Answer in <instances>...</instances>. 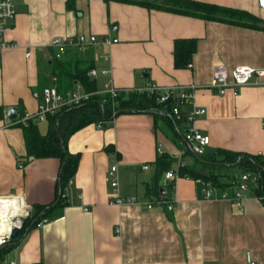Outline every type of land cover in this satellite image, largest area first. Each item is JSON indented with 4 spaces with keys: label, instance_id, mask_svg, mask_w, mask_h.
I'll return each instance as SVG.
<instances>
[{
    "label": "crops",
    "instance_id": "obj_1",
    "mask_svg": "<svg viewBox=\"0 0 264 264\" xmlns=\"http://www.w3.org/2000/svg\"><path fill=\"white\" fill-rule=\"evenodd\" d=\"M13 1L15 18L5 29V38L14 47L0 55V197L20 195L29 208L47 205L56 197L60 163L51 157L28 158L21 125L13 124L6 111L21 106L16 117L34 112L37 101L32 93L56 87L52 78L56 79L58 71L53 62L59 60L72 74L108 69V75L95 79L86 72L96 90L106 80L118 90L148 82L161 87L195 85L193 105L205 112L194 125L209 136L202 156L210 158L216 150L260 152L264 160V73L254 76L235 96L230 92L219 95L209 85L216 63L228 69L246 65L264 71V9L256 0L196 1L246 11L258 20L257 27L205 21L119 1L75 0L72 10L66 9V0ZM80 34L93 35L96 41L84 49L69 47L53 58L52 39L73 40ZM104 38L116 42L108 45ZM192 38L196 48L190 65L174 68V40ZM75 84L81 86L74 80L71 89ZM191 108L182 107L183 111ZM36 123L38 132L45 135L46 120ZM177 130L178 138H174L155 127L152 114L141 112H122L100 128L90 123L77 129L66 148L78 154V164L60 207L47 224L29 229L2 252L0 264H243L246 252L255 264H264L262 202L251 190L243 193L241 210L229 197L220 199L224 191L229 196L233 193L232 184L241 172L194 165V155L182 138V123ZM165 154L174 160L168 169L175 168L176 158L181 157L196 171L207 174L212 170L219 175L215 197L204 199L192 178L181 177L169 184L164 171L156 180L155 159ZM112 164L117 166L118 194L133 196L136 203L109 202L105 175ZM155 187L163 194L164 204L154 203L160 196ZM167 204H172L171 210Z\"/></svg>",
    "mask_w": 264,
    "mask_h": 264
},
{
    "label": "trees",
    "instance_id": "obj_2",
    "mask_svg": "<svg viewBox=\"0 0 264 264\" xmlns=\"http://www.w3.org/2000/svg\"><path fill=\"white\" fill-rule=\"evenodd\" d=\"M119 1L127 4H135L143 8L158 11H166L174 14H181L189 17H196L203 20H211L216 22H224L231 25L253 26L258 21L246 11L240 9H231L224 6H217L211 3H203L196 0H104ZM75 0H66V9H74ZM195 39H177L173 45V65L174 68H187L192 60V53L195 51ZM54 58V56H53ZM54 74L56 75V89L59 93H64L71 89L74 80H77L86 92L95 91L96 86L94 80L87 77V69L76 70L70 73L66 69V65L62 61L53 62ZM150 113L154 117L155 127L164 133L172 134L174 138H178L179 130H177L178 122H176L170 113L169 103L162 104L156 101V95L149 93L130 92L119 94L110 98L109 95L94 94L86 100L79 102L71 107L61 108L60 111L53 115H46L47 129L46 134L42 135L38 132L37 123L34 121L21 125L24 147L28 158H56L60 163L55 181V199L47 205H33L31 216L23 222V226L17 237L13 240L5 242L0 246V254L10 248L16 242L21 240L23 234L35 227L37 221L48 219L52 216V212L60 207L64 188L68 181L72 178L76 168L78 154L72 155L66 148L67 140L77 129L89 125L90 123H103L111 120L120 113ZM117 113V114H116ZM21 115V113H20ZM188 152V151H187ZM211 157L197 156L193 157L194 165L199 164L207 168L220 166L223 168H237L240 172L248 173L251 177H255V183L251 188L253 196L257 197L264 206V160L260 155H250L247 153H235L227 150H216ZM156 177L170 168L174 162L172 158L160 155L155 159ZM179 174H187L190 178L197 177L209 180L213 184L218 183V177L212 170L207 174L194 170V166L184 165L179 169ZM156 190V196L160 194V190ZM160 189V187H159Z\"/></svg>",
    "mask_w": 264,
    "mask_h": 264
},
{
    "label": "built area",
    "instance_id": "obj_3",
    "mask_svg": "<svg viewBox=\"0 0 264 264\" xmlns=\"http://www.w3.org/2000/svg\"><path fill=\"white\" fill-rule=\"evenodd\" d=\"M257 6L264 9V0H256ZM15 18V8L13 0H0V55L7 49L14 47L5 38V29L8 25L13 22ZM96 41L93 35L85 36L83 34L77 35L72 39H61L54 38L49 44L51 47L56 49L55 58L65 51V49L73 46H77L79 49H84L88 45L93 44ZM103 42L110 45L115 43L116 40L103 39ZM29 53H25V57H28ZM104 60H108L107 55L101 56ZM210 87L214 89L219 95H223L226 92H230L233 96L237 95L238 90L241 87L248 86L251 84L254 76L263 75L264 71L261 69L251 68L246 65H237L234 68L228 69L223 63H216L212 66ZM88 76L95 79L100 74L101 76L108 75V69L104 68L101 70H95L93 68L89 69L87 72ZM55 82V77L52 78ZM101 89L95 91L85 92L80 85L75 84L72 89L67 90L64 93H59L55 85L45 86L42 88L41 92H33L32 95L36 99V110L31 113H23L22 115L16 117L13 124L25 125L31 121L34 122H44L46 115H53L60 111L61 108L71 107L79 102H82L89 98V96L94 94L104 95L107 94L110 98L116 97L119 92L130 93H152L156 95V101L162 104L169 103L170 113L174 120L178 123L183 124L184 132L182 134L183 141L187 146V149L195 156H202L205 153V149L209 146V136L202 134L199 129L194 125L195 119L203 115L205 110L203 108L197 107L194 104V91L196 89L195 85H178V86H158L154 83L148 82L143 87H134V89H116L113 87L109 80L104 81ZM192 106L188 111H183L182 107ZM97 127H101V123H97ZM158 153L161 154L160 149ZM257 155H261L260 152ZM177 164L175 168L167 169L163 175L164 180L172 184L176 180L182 178L189 179L187 174H179V169L185 164V160L181 157L176 158ZM146 166H144V169ZM105 181L111 191V199L109 202L115 205H122V203H136V199L133 196L121 197L118 194V176H117V166L112 164L106 171ZM194 183L199 185L202 189V197L204 199L214 198L213 192L217 189V186L209 180H204L202 178L193 179ZM255 183V177H251L248 173L241 172L238 180L233 183L235 190L229 196L226 191L222 192L219 196L220 199L230 198L231 202L241 210L242 208V198L245 191L251 190ZM16 202H15V201ZM155 204H164L163 194L154 200ZM20 204V205H19ZM15 205L18 206L21 211L18 214L11 213L12 210H16ZM147 208L151 209L152 205L147 203ZM172 204H167V209L171 210ZM0 212L5 216L3 219L0 217V224L5 225L3 233H0V246L4 245L5 242L9 241V234L13 227L22 228V220L27 219L31 216L32 208H29L23 201L20 195L13 196H3L0 197ZM9 212V214H6ZM47 224V219H41L36 222L35 227L40 228ZM7 264H16L15 261H9ZM243 264H255L251 260L250 254L248 252L244 255Z\"/></svg>",
    "mask_w": 264,
    "mask_h": 264
},
{
    "label": "water",
    "instance_id": "obj_4",
    "mask_svg": "<svg viewBox=\"0 0 264 264\" xmlns=\"http://www.w3.org/2000/svg\"><path fill=\"white\" fill-rule=\"evenodd\" d=\"M21 110V106H16V107H9L6 111V117L9 119V120H15L16 118V114L18 112H20ZM117 114V113H116ZM25 221V219L22 220V224H24L23 222ZM20 227L17 228V227H13L11 229V233L9 234V238L11 240L15 239L17 237V235L19 234V231H20Z\"/></svg>",
    "mask_w": 264,
    "mask_h": 264
},
{
    "label": "bare ground",
    "instance_id": "obj_5",
    "mask_svg": "<svg viewBox=\"0 0 264 264\" xmlns=\"http://www.w3.org/2000/svg\"><path fill=\"white\" fill-rule=\"evenodd\" d=\"M14 201H15V200H14ZM15 202H16V201H15ZM19 205H20V204H19ZM19 205H18V206L15 205L16 210H12L11 213H13V214H18V211H21L20 208H19ZM6 214H9V212H6ZM3 215H4V214H3L2 212H0V217H1V219H3V217H5V216H3ZM4 229H5V225L0 224V233H3V232H4Z\"/></svg>",
    "mask_w": 264,
    "mask_h": 264
},
{
    "label": "rangeland",
    "instance_id": "obj_6",
    "mask_svg": "<svg viewBox=\"0 0 264 264\" xmlns=\"http://www.w3.org/2000/svg\"><path fill=\"white\" fill-rule=\"evenodd\" d=\"M40 127H44V125L43 124H40ZM235 172H237L238 174H240V171H239V169H237V168H235V171H234V173ZM240 177V175L238 176V178Z\"/></svg>",
    "mask_w": 264,
    "mask_h": 264
}]
</instances>
